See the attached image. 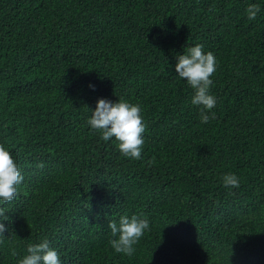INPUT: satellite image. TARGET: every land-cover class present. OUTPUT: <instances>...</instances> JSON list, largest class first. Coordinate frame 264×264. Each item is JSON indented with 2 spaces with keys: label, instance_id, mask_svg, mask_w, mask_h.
<instances>
[{
  "label": "trees",
  "instance_id": "trees-1",
  "mask_svg": "<svg viewBox=\"0 0 264 264\" xmlns=\"http://www.w3.org/2000/svg\"><path fill=\"white\" fill-rule=\"evenodd\" d=\"M197 43L207 122L174 69ZM98 97L140 104V158L90 128ZM0 142L24 177L0 264L45 238L62 264H264V0H0ZM133 213L149 227L116 252L109 221Z\"/></svg>",
  "mask_w": 264,
  "mask_h": 264
},
{
  "label": "clouds",
  "instance_id": "clouds-1",
  "mask_svg": "<svg viewBox=\"0 0 264 264\" xmlns=\"http://www.w3.org/2000/svg\"><path fill=\"white\" fill-rule=\"evenodd\" d=\"M261 4L252 2L245 9L247 17L255 19L260 12ZM217 68L216 55L211 51H205L200 43L188 47L175 55V73L193 88L191 103L202 105L199 116L202 122H207L216 104V97L211 93V76ZM90 87L95 85L90 84ZM91 129L98 130L103 140L107 141L115 137L119 141V149L125 155L132 158H140L144 144L142 109L139 103L130 102L127 99L118 98L115 101L106 97H98L96 105L91 109L87 120ZM24 177L14 156L10 153L5 143L0 142V202L12 200L17 192V186ZM222 182L228 187H238L240 178L236 173L224 174ZM7 213L0 207V233L5 231ZM109 227L114 238L110 244L116 252L132 255L134 245L149 227V220L133 213L132 215H120L118 221H109ZM118 234V235H116ZM12 254L16 256L13 249ZM17 264H62L58 251L51 247L48 239H42L27 246V253L18 257Z\"/></svg>",
  "mask_w": 264,
  "mask_h": 264
}]
</instances>
